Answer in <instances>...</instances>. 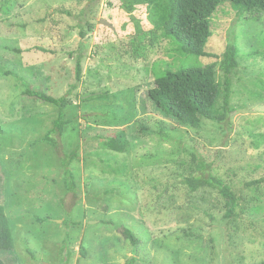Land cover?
<instances>
[{
    "label": "rangeland",
    "instance_id": "rangeland-1",
    "mask_svg": "<svg viewBox=\"0 0 264 264\" xmlns=\"http://www.w3.org/2000/svg\"><path fill=\"white\" fill-rule=\"evenodd\" d=\"M110 1L0 0V203L15 238L1 258L263 264L264 11L219 7L210 54L199 56L162 37L146 8L128 12ZM182 65L216 77L211 118L195 116V127L160 114L148 99L157 75ZM26 85L55 96L73 89L60 152L39 141L59 109L23 94ZM118 130L124 148L110 143ZM76 149L69 189L61 157ZM195 153L237 194L233 217L218 189L190 194L184 177L196 169ZM126 226L141 237L138 247Z\"/></svg>",
    "mask_w": 264,
    "mask_h": 264
},
{
    "label": "trees",
    "instance_id": "trees-1",
    "mask_svg": "<svg viewBox=\"0 0 264 264\" xmlns=\"http://www.w3.org/2000/svg\"><path fill=\"white\" fill-rule=\"evenodd\" d=\"M110 2L120 5L128 12H135L142 7L146 8L149 14L147 15L148 20L162 37H173L182 45L187 54L199 56L210 54L206 48L214 34L213 16L219 7L229 3L232 7L241 10L264 11V0H111ZM233 54L234 46H231L226 55ZM82 59L83 56L80 54L76 66L78 81L82 80ZM215 85V74L202 67L167 66L157 75L154 86L148 91V99L160 114L173 119L179 125L195 127V116L211 118L210 107ZM76 87V85L73 86V88ZM72 92L73 89L64 95L55 96L29 85H26L23 90V94L50 103L59 109V115L54 121L53 128L39 140L55 147L59 152L61 150L59 138L63 136L66 125L70 123V120L65 118V110L73 104ZM143 127L147 130L146 126ZM109 140L118 148H124L127 143L126 135L121 130L116 131ZM77 158V149L61 157L66 186L69 189H74L76 186L70 164ZM193 161H195L196 169L193 168L184 177L190 194L212 186L219 190L226 201L225 216L229 218L236 215L238 196L232 187L208 173L209 164L196 153L193 155ZM123 233L136 247L142 242L141 237L128 226L124 228ZM14 248L15 238L6 206L0 203V264H7L1 258V252L14 250ZM262 263L264 264V260ZM125 264H136V257L129 258Z\"/></svg>",
    "mask_w": 264,
    "mask_h": 264
},
{
    "label": "water",
    "instance_id": "water-1",
    "mask_svg": "<svg viewBox=\"0 0 264 264\" xmlns=\"http://www.w3.org/2000/svg\"><path fill=\"white\" fill-rule=\"evenodd\" d=\"M102 22L109 25V22H107L106 20H102Z\"/></svg>",
    "mask_w": 264,
    "mask_h": 264
}]
</instances>
